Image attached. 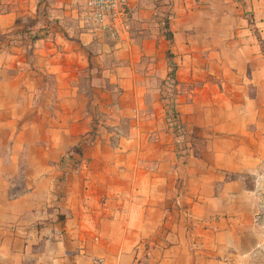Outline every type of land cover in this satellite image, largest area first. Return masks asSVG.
<instances>
[{
    "label": "crops",
    "instance_id": "obj_1",
    "mask_svg": "<svg viewBox=\"0 0 264 264\" xmlns=\"http://www.w3.org/2000/svg\"><path fill=\"white\" fill-rule=\"evenodd\" d=\"M86 2L0 0V264H247L264 234L243 179L264 159V0H171L195 141L180 166L157 0H127L113 30Z\"/></svg>",
    "mask_w": 264,
    "mask_h": 264
},
{
    "label": "rangeland",
    "instance_id": "obj_2",
    "mask_svg": "<svg viewBox=\"0 0 264 264\" xmlns=\"http://www.w3.org/2000/svg\"><path fill=\"white\" fill-rule=\"evenodd\" d=\"M172 3V2H171ZM171 12V4L169 0H157L156 3V20L159 24L160 30L163 26L162 23L166 21V13ZM172 13V12H171ZM170 21V19H169ZM162 32V30H161ZM163 33V32H162ZM167 83H162L160 86V98L165 99L162 100L163 103H168V106L173 102V100H176L177 96V89H176V81L173 82L172 80L168 79L167 77ZM165 108V114H166V106ZM175 108H176V101H175ZM178 120L182 127L177 128V136L173 133V128L170 127L169 122L167 120L168 128L171 130L175 140H176V156L178 158L177 165L183 164L186 158L191 154V150L194 147V139L192 140L185 128V125L181 122L179 115L177 116ZM75 157L79 159L76 155ZM79 167V165H78ZM77 167V169H78ZM76 169V170H77ZM74 170V171H76ZM246 185L253 189L254 192H256L257 196V220L261 224L263 231H264V159L260 165V168H258L257 171H255L254 174H247L243 177ZM144 259V257H143ZM247 264H264V234L262 239V244L259 248H257L252 255L250 256V259H248Z\"/></svg>",
    "mask_w": 264,
    "mask_h": 264
},
{
    "label": "trees",
    "instance_id": "obj_3",
    "mask_svg": "<svg viewBox=\"0 0 264 264\" xmlns=\"http://www.w3.org/2000/svg\"><path fill=\"white\" fill-rule=\"evenodd\" d=\"M170 1V4H171V0ZM172 16V13L169 11L166 13V21H164L163 26L161 27V30L163 32V35L165 37V39L167 40L168 42V46H169V49L166 53V59L168 61V73H167V77L168 79L172 80L173 82H175V73H176V65L175 63L173 62V59H172V53H171V47H172V43H173V34H172V31L170 29V26H169V19L171 18ZM165 101V99H162ZM164 105L166 106V119L168 120L169 122V125L171 128H173V133L175 136H177V128H180L182 127L179 120H178V112L175 108V100H173V102L170 104V106H168V103H164ZM81 154V148L79 145H76L74 147H72L68 154H66V156H64L62 158V168H66L68 169L69 171H74L77 169L78 165L80 164V159H77L75 157V155H80ZM67 165V166H66ZM247 188H249L247 185H246ZM251 189V188H250Z\"/></svg>",
    "mask_w": 264,
    "mask_h": 264
},
{
    "label": "built area",
    "instance_id": "obj_4",
    "mask_svg": "<svg viewBox=\"0 0 264 264\" xmlns=\"http://www.w3.org/2000/svg\"><path fill=\"white\" fill-rule=\"evenodd\" d=\"M127 0H87L85 17L89 24L113 30L121 25L126 16Z\"/></svg>",
    "mask_w": 264,
    "mask_h": 264
}]
</instances>
